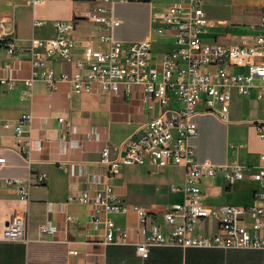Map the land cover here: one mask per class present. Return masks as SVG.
<instances>
[{"label":"crops","instance_id":"1","mask_svg":"<svg viewBox=\"0 0 264 264\" xmlns=\"http://www.w3.org/2000/svg\"><path fill=\"white\" fill-rule=\"evenodd\" d=\"M173 1L113 4V14L120 20L112 30L113 38L124 44L150 39L149 65L158 71L164 55L176 48V29L166 27L160 18ZM98 4L100 0H46L32 6L25 0H0V157L6 158L0 164V230L13 214H24L28 237V241L0 238V264H264V248L159 244L150 247L146 258L137 252L136 243L143 234L131 208H148L153 219L165 227L166 208L186 199V193L178 188L185 183L183 166L124 165L115 176L108 177L109 168L101 162L105 147H109L111 158L122 154L117 146L161 113V104L148 97L142 86L134 85L130 92L111 93L100 88L74 92L68 81L58 78L63 72L71 73L75 66L61 56H48L42 49L58 80L51 89L45 80L35 77L28 89L25 79L32 76L31 42L33 38L55 36V20H75L74 58H82L88 44L96 49L108 48V43L100 40L97 24L87 18ZM262 5L264 0H205L207 22L202 39L207 43L239 44L246 36H254ZM35 19L45 23L34 26ZM260 83L257 80L245 94L232 90L228 121L205 112L204 103L197 106L199 114L194 120L198 132L191 143L198 161L237 164L252 170L264 167V140L255 128V123L264 119ZM169 105L182 104L172 98ZM23 114L31 116L24 127L25 137L30 138V167L14 150L18 146L15 127ZM30 170L34 175L46 173L47 180L31 185L28 196L22 198L8 180L25 179ZM108 183L130 207L128 212L111 215L117 227L128 233L124 244L102 242V229L93 223L97 215L93 204L69 200L84 190L93 194ZM200 186L204 203L210 206L257 203L259 185L252 179L228 183L217 174L202 178ZM68 214L74 216L73 222L67 221ZM251 222L247 214L246 223ZM44 223L58 226L57 232L46 239L40 233ZM218 228L217 220L205 219L198 223L197 232L212 234ZM71 249L79 253L70 255Z\"/></svg>","mask_w":264,"mask_h":264},{"label":"built area","instance_id":"2","mask_svg":"<svg viewBox=\"0 0 264 264\" xmlns=\"http://www.w3.org/2000/svg\"><path fill=\"white\" fill-rule=\"evenodd\" d=\"M25 1L35 6L46 0ZM117 1L140 0H100V4L87 15L101 31L100 40L108 43L106 50L88 44L83 57L74 58L73 51L77 45L73 36L75 20L57 19L54 21L55 36L33 38L31 42L32 76L25 79V84L31 89L34 78L41 77L51 89L59 79L68 81L74 92H91L100 88L111 93L121 90L130 92L134 85H140L148 97L161 104L159 115L148 119L117 146L122 154L111 158L109 147H105L101 158V162L109 168L108 177L115 176L122 166L132 164L176 165L186 170L185 183L178 187L186 193V199L166 208L163 214L165 227L153 219L148 208H131L138 216L139 231L143 234V239L136 243V250L142 257H148L150 247L159 244L264 248V167L252 170L237 164L217 165L210 160L198 161L191 143V138L198 132L194 118L199 114L197 106L200 103L205 104V112L228 121L233 89L245 94L260 80L259 86L264 91V5L258 8V32L254 36H246L239 44H225L219 41L207 43L201 37L207 22L205 0H174L160 18L166 27L176 29V48L164 55L162 69L158 71L149 65L150 39L124 44L113 38L112 30L120 24L113 14V4ZM44 23L37 19L33 22L34 26ZM42 49L47 50L48 56L58 55L71 62L75 69L71 73H61L57 79ZM8 50L10 53L13 51L12 47ZM41 67L43 71L39 72ZM2 81L5 79L2 78ZM172 98L180 101L181 107H171L169 101ZM30 121L31 116L23 114L17 122L18 146L14 149L29 167L32 162L28 147L30 138L25 137L24 127ZM255 128L264 140V119L257 121ZM5 162L6 158L0 157V164ZM217 174H222L228 183L238 179L256 181L259 185L255 193L257 203L252 206L205 204L201 180ZM46 180V173L34 175L30 170L25 179L11 178L8 182L16 186L22 198H26L31 185L44 184ZM76 199L93 204L97 213L93 223L96 228L102 229V242H127V231L119 229L111 215L128 212L130 207L118 198L111 183L93 194L84 190L77 197H69L71 201ZM247 214L252 218L251 225L246 223ZM66 219L68 222L75 220L71 214ZM205 219L217 220L218 232L198 233L197 225ZM26 225L24 214H13L0 230V238L28 241ZM57 230L58 226L51 223L40 225V233L45 239ZM78 253L76 249L69 250L70 255Z\"/></svg>","mask_w":264,"mask_h":264}]
</instances>
